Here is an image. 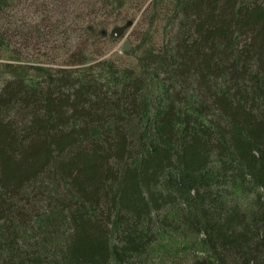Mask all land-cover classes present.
<instances>
[{
  "label": "trees",
  "instance_id": "1",
  "mask_svg": "<svg viewBox=\"0 0 264 264\" xmlns=\"http://www.w3.org/2000/svg\"><path fill=\"white\" fill-rule=\"evenodd\" d=\"M27 1L0 0V53ZM173 2L138 73L10 71L0 264H264V0Z\"/></svg>",
  "mask_w": 264,
  "mask_h": 264
},
{
  "label": "rangeland",
  "instance_id": "2",
  "mask_svg": "<svg viewBox=\"0 0 264 264\" xmlns=\"http://www.w3.org/2000/svg\"><path fill=\"white\" fill-rule=\"evenodd\" d=\"M87 3L89 0H28L21 5L25 37L12 40L13 48L0 53V88L10 71L19 67L31 73L35 67L54 72L88 67L98 74L109 66L119 77L124 71L138 73L144 54L166 51L177 31L173 0H123V6L116 3L112 8H92ZM62 15L65 24L58 21ZM115 29H123L122 35L115 37ZM101 30L107 35H101ZM125 40L132 42L130 54L123 51ZM149 90L152 97H158L161 85L153 81ZM169 238L160 244L173 253L177 237Z\"/></svg>",
  "mask_w": 264,
  "mask_h": 264
},
{
  "label": "water",
  "instance_id": "3",
  "mask_svg": "<svg viewBox=\"0 0 264 264\" xmlns=\"http://www.w3.org/2000/svg\"><path fill=\"white\" fill-rule=\"evenodd\" d=\"M122 33H123V29H115L113 31V35L115 37L121 36ZM132 49H133L132 42L130 40H125L123 43V51L127 54H130L132 52Z\"/></svg>",
  "mask_w": 264,
  "mask_h": 264
}]
</instances>
